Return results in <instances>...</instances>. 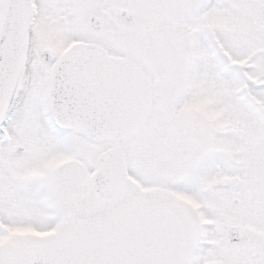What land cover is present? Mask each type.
I'll list each match as a JSON object with an SVG mask.
<instances>
[{
    "label": "snow or ice",
    "instance_id": "obj_1",
    "mask_svg": "<svg viewBox=\"0 0 264 264\" xmlns=\"http://www.w3.org/2000/svg\"><path fill=\"white\" fill-rule=\"evenodd\" d=\"M0 264H264V0H0Z\"/></svg>",
    "mask_w": 264,
    "mask_h": 264
}]
</instances>
